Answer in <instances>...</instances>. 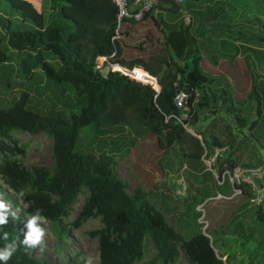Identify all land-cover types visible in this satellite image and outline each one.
<instances>
[{"label": "trees", "instance_id": "1", "mask_svg": "<svg viewBox=\"0 0 264 264\" xmlns=\"http://www.w3.org/2000/svg\"><path fill=\"white\" fill-rule=\"evenodd\" d=\"M51 1L57 8L58 17L69 26L53 23L44 26L43 15L36 14L27 3L0 0L3 14L0 17V65L14 60L29 78L37 69L46 87L67 91L63 103L65 110L40 113L29 105L30 96L26 92L6 107H0L2 183L25 205L24 213L31 223L42 219L52 225L57 249L65 236L62 219L69 216L73 210L72 202L82 194L81 206L69 226L77 228L89 219H99L100 227L89 232V236L97 240L98 264H176L180 253L188 264H227L226 257L215 248L205 229L184 239L147 200V192L136 186L128 194L114 170L112 154L74 150L81 129L117 131L132 119L156 139L154 151L178 147L184 155L180 146L195 140L185 129L194 126L197 111L206 108L209 88L220 85L215 77L200 69L203 60L197 40L202 33L195 29L191 31L190 23H170L181 5H159V10L166 11L164 15L152 10L140 20H126L118 31L120 39L111 43L117 11L112 0ZM9 15H16L31 26L10 27ZM206 19L204 17L201 24H205ZM146 25L164 32L163 46L171 51L177 62L172 58L157 60L152 51L148 54L149 45H143L150 43L148 30L137 46L123 43V40L133 39L132 33L137 27ZM85 43L88 44L86 56H82ZM112 52L111 62L141 68L156 78L159 90L155 92L115 72L102 77L93 69L94 59L110 56ZM48 55L53 57L56 65L48 61ZM179 91L188 94L185 118H180L183 111L173 103V97ZM194 93L197 94L195 103ZM220 95L231 105L226 87L220 88ZM246 98L255 103V117L247 128L255 138L264 141V110L259 108L260 96L255 82ZM234 116L237 121L244 120L238 112L234 111ZM14 133L50 137L52 166H32L29 170L21 166L18 157L24 156V146L18 144ZM196 135L200 136V133ZM200 142L206 150L204 141L201 139ZM189 149L187 157L199 160L200 145L197 143ZM205 152L206 158L208 152ZM233 167V162L225 158L217 163V174ZM257 184L264 187V176ZM236 188L240 190L238 196L244 199V204L253 207L255 219L264 224L262 206L249 205L250 191L243 185ZM8 202L13 205L14 199L8 198ZM0 221V264H51L34 257L23 220L10 217L2 211L1 204ZM146 243L151 244L154 254L143 262Z\"/></svg>", "mask_w": 264, "mask_h": 264}, {"label": "rangeland", "instance_id": "2", "mask_svg": "<svg viewBox=\"0 0 264 264\" xmlns=\"http://www.w3.org/2000/svg\"><path fill=\"white\" fill-rule=\"evenodd\" d=\"M211 1L213 0H191L186 5L197 10L203 7L204 2ZM221 2L224 6L220 11L217 9L220 2L216 5L213 3L214 7L206 10L205 17L210 21L202 26L204 34L201 36L199 49L203 60L200 69L208 76L215 77L220 85L209 88L206 108L199 109L196 124L185 129L195 140H188L187 145L180 146L184 155L178 147L154 151L156 139L132 119H129L122 130L117 131L94 132L89 127L81 129L78 131L74 150L112 154L114 170L124 182L126 192L131 194L136 186L147 192V200L184 239L205 229L215 248L226 257L227 264H264V224L255 219L253 207L245 205L240 196L233 195L227 178L222 182L218 180L216 168L217 163L225 158L232 161L234 167L264 166V141L255 138L251 129L247 128L255 117V103L246 98L255 82L260 96L259 108L264 110V48L260 49L261 52H255V55L250 50L246 61L238 56L240 50L246 49L241 46L245 45L244 42H250L251 47L257 41L254 33L264 35V1ZM0 13L1 17V10ZM156 13L164 15L166 11L158 9ZM259 15L263 22L255 29V18ZM188 17L186 6L182 4L180 10L170 18V23L187 25L190 23L186 22ZM197 18L203 19L202 16H195L192 27L199 26ZM163 20L169 24L165 18ZM189 20L191 21L190 17ZM145 30H148L150 43L145 42L143 45H149L148 54L152 51L151 54L157 60L168 61L172 58L177 62L171 51L163 46L164 32L149 25L140 29L137 27L132 33L133 39L123 40V43L137 46L144 39L141 36L145 34ZM233 37L244 42L236 41ZM86 47L88 44L85 43L82 56H86ZM46 58L56 65L51 55ZM222 86L227 89L231 105L222 100ZM22 92L28 93L29 105L40 113L65 110L63 103L67 91L46 87L39 70H33L32 77L29 78L14 60L0 65V107L11 104ZM234 111L242 115L244 120L237 121ZM197 132L201 138L196 135ZM13 136L18 139L20 146H24V156L18 157L21 166L28 170L32 166H52L50 137L25 133H14ZM201 139L208 152L206 158ZM197 143L200 145L199 160L188 158L189 147ZM213 143L217 145H212ZM8 198L14 199L13 205L8 202ZM82 201L83 195L78 194L72 202V212L62 219L61 228L65 236L57 249L52 225L42 219L31 223L24 213L25 205L7 190L0 179L2 211L12 218L23 220L24 231L32 246L30 252L35 258H43L51 264H98L97 240L90 237L89 232L100 227L99 219H89L77 228L69 226ZM153 254L151 244L146 243L143 262L148 261ZM176 264H188L181 253Z\"/></svg>", "mask_w": 264, "mask_h": 264}, {"label": "built area", "instance_id": "3", "mask_svg": "<svg viewBox=\"0 0 264 264\" xmlns=\"http://www.w3.org/2000/svg\"><path fill=\"white\" fill-rule=\"evenodd\" d=\"M190 0H112L113 4L116 6L115 15V28L113 35L110 38V42L114 43L120 39L119 29L126 20H140L145 14L152 11L156 13L158 11V6L182 5ZM188 22V18H186ZM114 55V52L110 56H98L94 59L93 69L98 72L102 77H105L108 72H115L119 75L125 77L127 80L141 84L143 86H148L155 92L159 90L156 78L143 71L139 67L128 68L122 66L118 63H113L110 58ZM188 94L183 91H179L173 97V103L176 108L182 110V115L180 118L186 117ZM197 101V94L194 93L193 102ZM180 122V119H176ZM184 127V126H183ZM217 150L215 151V154ZM220 176V177H218ZM217 178L220 182L227 178L231 185L232 193L234 196L240 194V190L236 186L243 185L246 187L251 195L248 198V203L251 206H262L264 209V187H260L257 183L263 179L264 176V166L257 167H234L230 171L225 170L223 173L218 175Z\"/></svg>", "mask_w": 264, "mask_h": 264}, {"label": "crops", "instance_id": "4", "mask_svg": "<svg viewBox=\"0 0 264 264\" xmlns=\"http://www.w3.org/2000/svg\"><path fill=\"white\" fill-rule=\"evenodd\" d=\"M20 1H23L25 3H27L28 5H30V7L32 8V10L36 13V14H42L43 15V20H42V24L44 26H48V25H51L52 23L53 24H61V25H66V26H69L68 24H66L64 21H62L58 15H57V8L56 6L52 3L51 0H20ZM222 0H213L211 2H204V5L202 8H199L197 10H192L191 7L187 6L186 3H184V5L186 6V11L188 12V16L191 18V21L189 20V17H188V22H190V30L192 31L193 29L196 30L197 33H202L204 34V23L201 24V22L203 20H201L200 18H197V23H198V20L200 21L198 23L199 26H196V27H192L191 23H192V20L195 18V16H202V13L204 11L207 10V8L211 9L214 7L213 3H215V5L217 3H221L220 5L217 6V9L218 11H220L222 8H223V2H221ZM264 1V0H262ZM189 2V1H188ZM188 9V10H187ZM205 17V15L203 16V18ZM4 18H6V16H4ZM206 18V17H205ZM7 20L9 21V25L10 27H29L31 26L30 23L28 22H22L20 20L19 17H17L16 15H12V16H7ZM207 23L210 21V19H206L205 20ZM262 22H263V19H262V16L259 15L257 18H255V29L259 28L260 25H262ZM196 23V24H197ZM264 33V32H263ZM255 37H257V41L256 42H253L254 44H252L253 46H249V44H251L250 42H244L243 40L241 39H238L237 37H233L234 40L236 41H243L245 43V45H241V46H245L246 49L244 50H240V53H239V58L242 59V60H245L246 61V58L249 56V51L251 50L252 54L255 55V52H259L261 51L260 49L263 47L264 48V35L262 36L260 33H254ZM200 40H197L199 43L200 41H202V37H198ZM248 43V44H247ZM247 45V46H246ZM199 49H201V43H200V46H199ZM256 50V51H255ZM199 55H201V52L199 53Z\"/></svg>", "mask_w": 264, "mask_h": 264}, {"label": "clouds", "instance_id": "5", "mask_svg": "<svg viewBox=\"0 0 264 264\" xmlns=\"http://www.w3.org/2000/svg\"><path fill=\"white\" fill-rule=\"evenodd\" d=\"M0 223H2V221H0ZM37 239H39V234L37 235ZM6 258V257H5Z\"/></svg>", "mask_w": 264, "mask_h": 264}]
</instances>
